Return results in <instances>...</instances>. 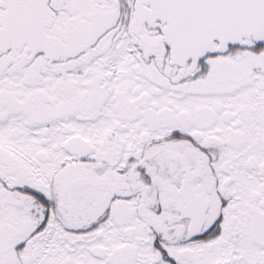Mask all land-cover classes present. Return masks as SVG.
<instances>
[{
	"label": "snow or ice",
	"instance_id": "6c2138e0",
	"mask_svg": "<svg viewBox=\"0 0 264 264\" xmlns=\"http://www.w3.org/2000/svg\"><path fill=\"white\" fill-rule=\"evenodd\" d=\"M0 264H264V0H0Z\"/></svg>",
	"mask_w": 264,
	"mask_h": 264
}]
</instances>
